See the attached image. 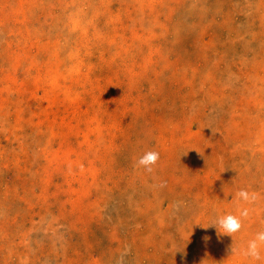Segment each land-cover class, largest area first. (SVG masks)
I'll return each mask as SVG.
<instances>
[{"label":"rangeland","instance_id":"374dc122","mask_svg":"<svg viewBox=\"0 0 264 264\" xmlns=\"http://www.w3.org/2000/svg\"><path fill=\"white\" fill-rule=\"evenodd\" d=\"M261 229L264 0H0V264H264Z\"/></svg>","mask_w":264,"mask_h":264},{"label":"clouds","instance_id":"9594fccd","mask_svg":"<svg viewBox=\"0 0 264 264\" xmlns=\"http://www.w3.org/2000/svg\"><path fill=\"white\" fill-rule=\"evenodd\" d=\"M158 160L159 153L149 150L139 157L137 166H142L147 172H152L153 166ZM258 199L259 194L255 191H249L243 188L238 190L233 197V202L236 205V214H220L216 216L209 226H215L218 238L224 235L231 236L235 244V234L242 229L243 221L248 219L251 214V208L244 205H252ZM207 239L208 238L205 237V240ZM230 253V256L242 255L254 262L264 261V229L258 230L253 237L247 241L245 247L237 248L233 245L230 249Z\"/></svg>","mask_w":264,"mask_h":264},{"label":"bare ground","instance_id":"6f19581e","mask_svg":"<svg viewBox=\"0 0 264 264\" xmlns=\"http://www.w3.org/2000/svg\"><path fill=\"white\" fill-rule=\"evenodd\" d=\"M160 3V2H159ZM227 3V2H226ZM175 4V3H174ZM225 5V4H224ZM140 6V5H139ZM141 7V6H140ZM66 8V7H65ZM256 8V7H255ZM143 10V9H142ZM259 10V9H258ZM245 12V11H244ZM147 13V12H146ZM252 13V12H251ZM156 14V13H155ZM254 15V14H253ZM158 18H159V16H158ZM185 19V18H184ZM142 22V21H141ZM252 22V21H251ZM240 24V23H239ZM149 27V26H148ZM243 27V26H242ZM148 29V28H147ZM144 35V34H143ZM170 39V38H169ZM247 44V43H246ZM262 44V43H261ZM259 49V48H258ZM196 54V53H195ZM170 59V58H169ZM221 60V59H220ZM193 62V61H192ZM215 62V61H214ZM194 63V62H193ZM247 64V63H246ZM117 65V64H116ZM254 67V66H253ZM252 67V68H253ZM226 68V67H225ZM145 69V68H144ZM146 70V69H145ZM141 71V70H140ZM193 76V75H192ZM251 76V75H250ZM249 76V77H250ZM258 76V75H257ZM239 78V77H238ZM250 79H251V77H250ZM255 79V78H254ZM193 80V79H192ZM253 80V79H252ZM201 88V87H200ZM203 88V87H202ZM257 90V89H256ZM210 91V90H209ZM250 93V92H249ZM216 101H218V100H216ZM255 105V104H254ZM262 106V105H261ZM252 108V107H251ZM260 109V108H259ZM258 113V112H257ZM248 115V114H247ZM200 120V119H199ZM251 120H252V118H251ZM201 121V120H200ZM258 121V120H257ZM200 127V126H199ZM183 132V131H182ZM203 134V133H202ZM174 136V135H173ZM235 142V141H234ZM213 153V152H212ZM220 155V154H219ZM233 156V155H232ZM171 162H173V161H171ZM247 162V161H246ZM249 166V165H248ZM159 181V180H158ZM149 225V224H148ZM115 231V230H114ZM135 232V231H134ZM136 233V232H135ZM134 234V233H133ZM134 242V241H133ZM200 255V254H199ZM203 256V255H202Z\"/></svg>","mask_w":264,"mask_h":264}]
</instances>
